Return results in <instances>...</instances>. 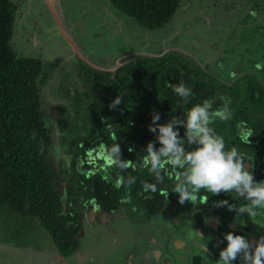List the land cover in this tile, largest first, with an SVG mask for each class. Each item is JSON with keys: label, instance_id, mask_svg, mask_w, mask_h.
Returning <instances> with one entry per match:
<instances>
[{"label": "rangeland", "instance_id": "374dc122", "mask_svg": "<svg viewBox=\"0 0 264 264\" xmlns=\"http://www.w3.org/2000/svg\"><path fill=\"white\" fill-rule=\"evenodd\" d=\"M14 1L18 12L11 45L19 54L40 57L48 73L40 83V94L52 137L50 156L56 166H69L72 154L91 132L94 101L75 105L73 99L77 91L90 88L85 83L84 63L113 70L121 61L139 54L175 49L200 59L226 80L244 71H254L264 79V0H181L165 25L154 30L116 8L111 0L52 1L60 25L47 1ZM88 151L92 160L108 158L102 146L92 144ZM247 159L245 166L251 170L252 158ZM82 164L80 158L79 167ZM105 165L119 185L121 179L112 164L107 161ZM173 190L157 216L148 213L131 186L116 211H100L90 200L79 209L82 252L63 255L64 260L56 264H190L199 252L207 253L208 262L216 264L221 251L218 245L227 246L223 239L227 232L250 240L264 236V220L258 223L260 213L263 215L260 210L257 217L246 222L247 213L236 217L228 206H206L202 203L205 197L193 204H180ZM229 194V205L239 208L246 203H236L238 195ZM18 217L7 203L0 202V264H30L18 254L14 257L9 253L15 245L47 249L48 253L51 248L58 249L42 225L21 222ZM209 217L221 220L210 225ZM210 236L213 238L208 240ZM184 243L186 246L181 248L174 246ZM26 253L21 257L25 258ZM235 264L243 261L238 259Z\"/></svg>", "mask_w": 264, "mask_h": 264}, {"label": "trees", "instance_id": "16d2710c", "mask_svg": "<svg viewBox=\"0 0 264 264\" xmlns=\"http://www.w3.org/2000/svg\"><path fill=\"white\" fill-rule=\"evenodd\" d=\"M111 2L142 26L154 30L165 25L181 0ZM17 12L14 0H0V202L16 211L21 222L42 225L63 255H72L81 245L79 209L90 200L104 212L116 211L131 186L151 216L163 211L182 170L166 165L158 191H144L145 182L157 183L143 166L147 144L158 134L149 131L154 112L161 116L158 123L165 124L172 116L186 118L195 104L209 100L215 110L225 102L221 97L227 98L231 119H216L210 126L224 138L226 149L236 147L246 158L251 157L254 178L264 180V79L254 71H244L226 80L200 59L175 49L139 54L121 61L116 70L82 64L85 83L90 88L77 91L73 99L75 105L94 101L91 132L72 154L69 166H56L50 156L52 137L40 94V83L48 73L40 57L19 54L12 47ZM181 82L192 90L188 103L170 86ZM117 96L121 104L110 109L108 105ZM184 132L181 127V136ZM114 143L120 144L121 158L130 160L131 167L122 169L108 158L92 160L89 156L92 144L102 146L106 153ZM159 147L157 141L156 148ZM107 161L121 179L119 185L111 179ZM132 179L135 182L129 184ZM160 190L168 192V197ZM200 197L210 205L231 199L229 193L212 195L205 190H201ZM239 200L243 198L238 196L235 202ZM260 211L264 219V209ZM246 220L249 222L250 217ZM192 264H206L204 256H194Z\"/></svg>", "mask_w": 264, "mask_h": 264}, {"label": "clouds", "instance_id": "9594fccd", "mask_svg": "<svg viewBox=\"0 0 264 264\" xmlns=\"http://www.w3.org/2000/svg\"><path fill=\"white\" fill-rule=\"evenodd\" d=\"M170 86L185 103L189 102L192 90L183 82ZM221 100L225 101L223 106L215 110L212 109L213 102L205 100L192 106L186 118L172 116L165 124L158 123L161 119L158 112L152 114L149 131H158V134L156 140L147 144L143 166L155 176L157 183L145 182L143 188L145 192L156 193L158 183H162L164 179L161 173L166 165H171L182 170L176 177L173 190L179 195L180 204L195 203L201 190L212 195L235 192L246 202L244 205L237 208L224 200L217 202L216 206H228L229 210L236 212V217L247 213L255 218L259 214L258 210L264 209V180L257 181L252 171L245 166L246 157L236 147L226 149L224 138L210 126L216 119L227 121L233 115L227 98L221 97ZM121 102V98L117 96L108 107L116 109ZM181 127L185 129L183 136L180 134ZM113 139L115 140V137ZM157 141L160 144L158 149ZM106 154L113 164L122 169L132 166L130 160L121 158L119 143H114L110 149H106ZM134 182V179L128 181L129 184ZM160 194L167 197L169 195L164 190H160ZM204 202H207L206 198ZM223 239L227 241V246L220 251L216 264H235L238 259L242 260L243 264H264V236L258 240H250L245 235L229 231ZM205 250L207 251V248Z\"/></svg>", "mask_w": 264, "mask_h": 264}, {"label": "crops", "instance_id": "0c3cea01", "mask_svg": "<svg viewBox=\"0 0 264 264\" xmlns=\"http://www.w3.org/2000/svg\"><path fill=\"white\" fill-rule=\"evenodd\" d=\"M79 248H78V251H79L78 253H81L82 251L79 250ZM26 251H28V254L26 253L27 256H25V258L21 257L20 254H23ZM9 253L15 255L14 257H16L18 254L19 259L29 260L30 264H56L57 261L62 260V259L64 260L65 258V256H63V254L58 249L56 250L54 248H51L50 252L48 253L47 249L42 250V249L35 248V247L31 248V246L15 245L12 248H10ZM84 254L85 253H83L82 255ZM77 259L81 260L80 257H78ZM83 259L81 261H83Z\"/></svg>", "mask_w": 264, "mask_h": 264}, {"label": "flooded vegetation", "instance_id": "af4514ba", "mask_svg": "<svg viewBox=\"0 0 264 264\" xmlns=\"http://www.w3.org/2000/svg\"><path fill=\"white\" fill-rule=\"evenodd\" d=\"M248 158H249V157H248ZM245 160H246V161H244V163L247 162L248 159L246 158ZM248 161H249V160H248ZM251 167H252V165H251ZM248 169H249V168H248ZM249 170H250V169H249ZM250 171H251V170H250ZM169 198H170V197H169ZM169 198H168V199H169ZM204 201H205V200H203L202 203L205 204L206 206H210V207L212 206L213 208H216V209L221 208V207H217V206H215V205H217V202H215V205H210V204H208L207 202H204ZM166 203H167V202H166ZM165 205H166V204H165ZM164 208H165V206H164ZM164 208H163V210H164ZM100 211H102V210H100ZM162 212H163V211H162ZM162 212H161V213H162ZM161 213H160V214H161ZM211 216H212V215H211ZM249 217H250V216H249ZM261 218H262V217L259 218V221H260V222H258V223H262V221L264 220L263 218H262L263 220H262ZM250 219H251V217H250ZM260 219H261V220H260ZM219 220H221L220 217H219V218H217V217H213L212 219L209 217V218H208V223L211 225V222H215V223H216V222L219 221ZM249 221H250V220H249ZM246 222H247V220H246ZM258 223H257V225H258ZM217 228H218V227H216L215 229H217ZM197 230H198V229H197ZM199 230H201V229H199ZM259 232H261V231H259ZM212 238H213V236H210L208 240H211ZM183 242H184V241H183ZM174 246H175V247H178V248H181V247L186 246V243H184L182 246H176V244H174ZM218 247L220 248V250H222V249L224 248V246H223L222 244H219ZM218 250H219V249H218ZM77 251H78V250H76L75 252H77ZM208 253L211 254V252H208ZM73 254H74V253H73ZM199 254H201V255L204 256L206 264H210V262H208V260H207V256H206L207 253L205 254V253H203V252H199L198 254H194L193 257H192V260H191L190 264H192L194 256L199 255ZM215 255H216V254H214L213 256H215ZM212 259H214V258H212ZM214 260H217V259H214ZM212 261H213V260H212Z\"/></svg>", "mask_w": 264, "mask_h": 264}, {"label": "water", "instance_id": "95a60500", "mask_svg": "<svg viewBox=\"0 0 264 264\" xmlns=\"http://www.w3.org/2000/svg\"><path fill=\"white\" fill-rule=\"evenodd\" d=\"M45 1H47V2L49 3L50 7L52 8V10H53V12H54V14H55L56 11L53 9V6H54V3H53V2H54L55 0H45ZM52 1H53V2H52ZM55 16H56V14H55ZM56 18H57V16H56ZM57 20H58V18H57ZM58 22H59V20H58ZM59 25H60V22H59ZM60 28L62 29V26H60ZM120 64H121V62H120ZM120 64H119V65H120ZM116 68H117V67H116ZM116 68H114L113 70H116Z\"/></svg>", "mask_w": 264, "mask_h": 264}]
</instances>
